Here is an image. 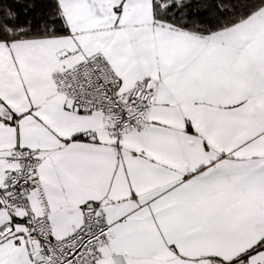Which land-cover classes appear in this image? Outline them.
Masks as SVG:
<instances>
[{
    "label": "snow or ice",
    "instance_id": "6c2138e0",
    "mask_svg": "<svg viewBox=\"0 0 264 264\" xmlns=\"http://www.w3.org/2000/svg\"><path fill=\"white\" fill-rule=\"evenodd\" d=\"M0 264H264V0H0Z\"/></svg>",
    "mask_w": 264,
    "mask_h": 264
}]
</instances>
